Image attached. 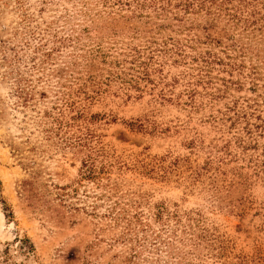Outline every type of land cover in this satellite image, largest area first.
<instances>
[{
	"label": "rangeland",
	"instance_id": "1",
	"mask_svg": "<svg viewBox=\"0 0 264 264\" xmlns=\"http://www.w3.org/2000/svg\"><path fill=\"white\" fill-rule=\"evenodd\" d=\"M127 1L0 0V264H264V0Z\"/></svg>",
	"mask_w": 264,
	"mask_h": 264
},
{
	"label": "trees",
	"instance_id": "2",
	"mask_svg": "<svg viewBox=\"0 0 264 264\" xmlns=\"http://www.w3.org/2000/svg\"><path fill=\"white\" fill-rule=\"evenodd\" d=\"M145 0H143V2L140 4V6L143 5ZM180 2L184 1L183 4H185V6H189L190 5V2L189 0H179ZM211 2H215L216 0H210ZM117 2L122 5V6H125V5H129V2L126 0V1H123V0H117ZM139 1L136 0V3H138ZM2 184H1V181H0V205H1V210H2V213H3V216L8 220L10 217H12V212H11V209L10 207L7 205V202L2 194ZM161 213L162 211L159 210L157 211V217L160 218L161 217ZM142 225H148L147 223L146 224H142ZM155 237L157 238H160L161 236L159 235V233H156L155 234ZM162 241H165L164 239Z\"/></svg>",
	"mask_w": 264,
	"mask_h": 264
}]
</instances>
